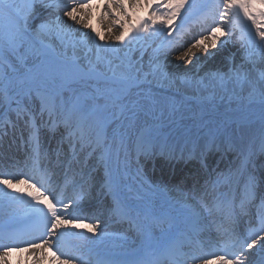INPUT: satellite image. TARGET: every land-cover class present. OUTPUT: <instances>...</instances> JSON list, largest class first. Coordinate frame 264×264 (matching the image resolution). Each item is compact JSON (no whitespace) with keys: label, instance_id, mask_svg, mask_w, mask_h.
Instances as JSON below:
<instances>
[{"label":"snow or ice","instance_id":"6c2138e0","mask_svg":"<svg viewBox=\"0 0 264 264\" xmlns=\"http://www.w3.org/2000/svg\"><path fill=\"white\" fill-rule=\"evenodd\" d=\"M92 7V0H0V105L5 115H15L10 125L5 121L0 137L9 126L13 134L18 128L22 136L27 133L23 167L11 157L0 158L7 169L0 172V204L11 210L0 224V239L19 237L21 220L14 213L26 206L25 219L39 221L44 229L41 242L29 244L34 257L37 249H54L68 234L90 233L86 239H97L100 217L108 215L146 233L150 245L159 243L155 229L169 226L167 251L174 264H264V200L257 210H246L256 188L255 177L247 172L251 149L229 142L224 151L236 153L235 171L217 167L194 177L189 195L167 208L147 196L163 189L145 179L142 164L157 156L175 158L168 138L175 109L170 112L156 102V85L161 90L165 84L182 85L194 94L231 92L249 102L258 100L264 108V72L255 79L250 72L257 62L264 64V0H104L103 31L90 22ZM194 18L204 25L200 38L186 48L173 43L174 33ZM67 21L81 26L75 29L78 38H67ZM163 33L169 42L153 47ZM237 42L239 48L224 58L223 68L204 71L206 65L196 63L202 59L197 50L207 60ZM180 48L176 59L189 67L170 73L168 57ZM42 132L58 134L55 148L44 147ZM222 146L210 130L202 145L187 150V159L209 169L208 154ZM237 177L244 179L239 213L232 187ZM221 186L228 190L219 191ZM133 187L137 194L129 199L125 190ZM94 189L102 200L92 210L85 199ZM245 216L247 221L239 223ZM205 238L225 254L211 261L196 256ZM11 251L7 246L0 250V264H10ZM44 259L41 254L32 264ZM51 259L76 264L55 252ZM95 259L96 264H148L142 257L101 253Z\"/></svg>","mask_w":264,"mask_h":264},{"label":"bare ground","instance_id":"6f19581e","mask_svg":"<svg viewBox=\"0 0 264 264\" xmlns=\"http://www.w3.org/2000/svg\"><path fill=\"white\" fill-rule=\"evenodd\" d=\"M84 2V0H82ZM209 2H215V0H209ZM93 7L91 9V23L93 24L94 27L99 28L101 31L104 30V23L105 21L100 20L101 13L103 11L104 7V0H92ZM222 7V5H221ZM139 15H144L142 11L138 13ZM66 19V18H64ZM68 25L71 26V30L68 33L67 38L68 39H74L78 38V34L74 35L75 29L80 28V25L73 24L71 21H67ZM197 18H194L193 20L190 21V26H186L183 29H181L179 34L173 35L172 42L173 43H180L183 44L184 47L186 48L188 43L192 41V39H195L196 37H190L189 34L193 35L190 31H195L198 34H200L203 30L197 27L195 24H197ZM245 23V21H244ZM240 35L239 29H236V37ZM185 36L190 37V40L184 39ZM152 42H156L157 46L168 43V38H167V33L164 35H161L160 38H155ZM237 48H239V43L237 42L235 45L229 44L227 45L224 49H222L214 58H209L207 60H204V53L203 51L197 50V56H200L202 59L199 61H196L197 64H204L206 67L204 68V71H215L216 68H223L224 67V58L229 55L230 52H236ZM184 50V48H180ZM179 49V50H180ZM182 50H180L182 52ZM212 51H216L213 49ZM179 53V52H177ZM176 53V54H177ZM176 54L171 53L168 57V71L170 73H181L184 71L185 68L189 67V65L185 62L179 61L176 59L177 56ZM236 63L239 64V54L236 60ZM3 72L4 70H0V78L3 77ZM251 76L252 78H257L261 72H264V64H261L257 62L254 67H251L250 69ZM203 74V73H201ZM159 86V85H157ZM164 88H169L170 86L165 84L163 86ZM170 88H176L187 97L192 98L193 100L198 103L199 106V112L200 115L202 116L204 114L211 113V111H215L221 114H225L232 119H236L240 122L239 124V131L237 134V138L230 137L229 142L235 147V148H242L245 151L248 149L252 150V155L251 158L254 159L253 163L250 164L249 167H252L255 169V172H252L253 176L255 177L256 180V188L254 190L253 194V199L251 203L248 205V208L246 210L248 211H255L259 208L262 200H264V193L262 192V182L259 179V176L257 177L258 171H261L264 173V151H261V158H259V150L257 149V144L259 142V133L262 130V127L264 126V111L260 113H250L247 112L249 108H243L235 104H226L224 103L225 107H222L220 109L218 108H212L211 106H208L207 104L203 103L202 100L198 97V93H193L191 88H186L185 86L178 85V86H173ZM157 95V94H156ZM208 95V94H207ZM162 96V97H161ZM226 96L234 97L231 92L226 93ZM155 97V96H154ZM164 98H166L163 95H160V97H155L156 102L162 106L164 102ZM15 119L14 113L11 115H5L3 111V106L0 105V129H4L5 121L7 120L9 122V125L12 120ZM8 134L5 136L0 137V157H11L15 160L20 161V163H23L24 161V153L26 152V146L24 143V139L27 136V133H24V135H21V132L19 128L16 130L15 134H13L11 127L9 126L7 129ZM41 138H48L50 140V147L54 148L56 146V143L54 144V136L51 135V133L48 132H42L41 133ZM178 136H174L172 139H169V143L174 147V146H182V147H174L176 149L175 151V158L171 157H160L157 156L154 159H148L150 162H153L158 168L161 167V163L166 162L169 164L168 168L170 172L176 177L175 171H176V160L180 158L181 156V149H184V160H187V150L192 147V145L199 144L202 145L206 140L200 139L197 140V142H191L188 143L189 140L183 141L180 140V142H176ZM229 142L224 139L222 143V147L220 151H215L211 153L212 156L218 157L220 155V158L225 156L226 154L229 153H234V151H224L225 147L229 146ZM45 148H48L45 146ZM258 155V156H257ZM192 163L191 165H186L184 163H177L181 169L178 171L179 175L177 176L178 179L180 180L181 183L186 185V181L189 180L188 177L190 175L196 176L197 178L199 177H204L206 172L205 170H201L199 167V163L197 161H189ZM1 164V163H0ZM23 165V164H22ZM233 165V164H232ZM257 165V168H256ZM209 168H214L217 169V167L221 170V166L218 164H214V161L211 159L209 160ZM3 165L0 166V172L1 169L3 171L5 170L2 168ZM259 168V169H258ZM207 170V169H206ZM25 171H28V168L26 167ZM200 171H203L202 174ZM71 173L69 174V178L71 179ZM171 181H174L172 177H170ZM189 183V182H187ZM200 183H203V180H200ZM235 185L237 186L236 189V194L233 192V196L235 197L234 201V211L236 213L240 212V202L241 199L244 198V179H239L235 182ZM239 186H242V188H239ZM163 190L157 193H151L149 195L147 192V196L150 197L154 202H156L159 206H162L164 208L169 207L171 204L174 203L175 200L179 199L181 196H187L184 194H181V192L176 191L175 194L169 193L168 188L166 190L162 188ZM98 191V190H97ZM94 192V194L97 193ZM125 195L129 197V199H132L136 196V194L132 192H128L127 189L125 190ZM85 203L88 207L92 205V200L88 196H86ZM11 210H6L3 204H0V224L4 222L5 219H7V213ZM225 212L228 210L225 209ZM28 208L26 206H20L17 209H15V215H17L20 220L24 219L28 215ZM106 218H109L108 215L101 216L100 219L102 221L101 223V232L98 235V238L95 240H89L86 239V236H91L90 233H84V234H68L65 235V237L61 238L59 241L64 240L68 242L71 246H74L77 248L79 254L77 252H73L71 250L69 251H56V248H48L45 247L43 250L37 249L35 252V257L33 256L32 249L29 247V244H37L40 243L41 240L34 242L28 240L30 237H25L21 240L19 239H14L12 241L8 240H3L0 239V250L3 249V247L7 246L12 248L11 253H9L8 260L10 264H32V261L34 258L39 257L41 254L45 257L43 261H41V264H56L54 260L51 259L52 252H55L57 256H60L61 259H75L76 264H85L82 262L80 259L85 258L86 256L93 254L95 255L96 253H101L103 255L107 256H117L122 259H127V260H134L137 257H142L148 264H160L163 262H170L172 263L173 258L168 254L167 251V233L171 231L172 229L169 228V226L165 225L163 229L157 228L155 229L153 233L154 239L158 240V244H149L148 239L146 238V233L139 231L138 229L135 228V226H132L131 228L129 227L128 223L126 222H121V224H126V227L131 230L132 237L129 239L122 238L117 236L115 233H108L106 232L105 228H102V224L107 220ZM248 219L247 216L243 217L242 220H239L238 222L243 224L246 222ZM89 222V221H88ZM113 223V221H112ZM112 223H109V225H112ZM31 237H34L33 234H31ZM58 244V243H57ZM67 244V243H66ZM68 246V245H67ZM58 247V245H57ZM18 248H24L26 249L25 251H17ZM60 249V247H58ZM203 248V249H202ZM207 249V250H206ZM194 253L196 256L202 258V259H208V260H213V258L217 255H224L225 253L221 251L217 246L215 247H205L201 246L195 251ZM79 255V256H78ZM89 261H87L88 263ZM91 264H96V260H92ZM173 264V263H172ZM187 264H199V260L193 262L191 260L187 261Z\"/></svg>","mask_w":264,"mask_h":264},{"label":"rangeland","instance_id":"374dc122","mask_svg":"<svg viewBox=\"0 0 264 264\" xmlns=\"http://www.w3.org/2000/svg\"><path fill=\"white\" fill-rule=\"evenodd\" d=\"M246 24L250 25L251 22L250 21H245ZM264 23V22H262ZM264 30V29H262ZM252 31H255V28H252ZM165 33L161 34L164 35ZM161 35H159L157 38H160ZM195 38V39H199ZM194 39V40H195ZM71 40V39H69ZM194 40L190 41L188 44L192 43ZM152 46L156 47L157 44L156 42H152ZM252 49L254 51H256L255 45H252ZM182 50V49H180ZM175 51L173 52V54H176V56L178 54H180L181 51ZM183 51V50H182ZM138 55V53H137ZM1 70V69H0ZM1 76V75H0ZM157 94V95H156ZM208 94V95H207ZM160 95L165 96L166 98H164V102L162 103V107H168L169 111L171 112V110L174 108L175 111L174 113H172V119L175 121V123L173 124L172 128L169 131V139H172L174 136H178L176 142H180V140L186 141L189 140L188 143L190 142H197V140L200 139H207L209 131L211 130L212 132L215 133L216 135V139L218 143H223L224 139H226L229 142V138L232 137H236L239 131V124L240 122L236 119H232L231 117L225 115V114H221L215 111H211V113H206L202 116L200 115L199 112V106L198 103H196L195 100H193L192 98L187 97V95H185L184 93H182L181 91H179L176 88H164L161 90L160 86H155L154 87V96L155 97H160ZM246 95V93H245ZM162 97V96H161ZM198 97L202 100L203 103L207 104L208 106H211L212 108H222L225 107L227 105L226 104H235L237 103V105H239L240 107L243 108H249L247 110V112L250 113H260L262 111H264V108H262V106L260 105V103L258 102V100L256 102H249L247 99H242L239 97H230V96H226L225 93H216V94H210L209 92H203V93H198ZM228 107V106H227ZM237 138V137H236ZM259 142L257 144V149L259 150V158L262 159L263 156H261V144L264 143V126L262 127V130L259 133ZM258 156V155H257ZM225 157V156H224ZM218 161L220 160V157H217ZM236 157L234 156H229L224 158V171H227L228 169H232L233 171H235L236 167L228 166L227 162H233V160H235ZM254 159L250 158V161L248 163V168H247V172L251 173L255 172V169H253L252 167H249L250 164H254L253 163ZM229 162V163H230ZM182 163L186 164L185 161L182 160ZM234 165H237V160L236 162H233ZM236 163V164H235ZM257 168V165H256ZM259 169V168H258ZM223 171V170H221ZM144 174H145V178L149 179L151 181H154L158 186H160L161 188H164L166 190V188H168L167 191L168 194L169 193H176V189L171 187L167 182H165V179H160V178H155L152 176H146L148 175L147 172L144 170ZM253 175V174H252ZM260 177V179L263 182V187L262 192H264V173L261 171H258L257 173V177ZM239 177H237L235 180H237ZM135 182H133L134 184ZM163 184H165L166 186H163ZM96 190V189H95ZM128 191V190H127ZM146 192V190H143ZM129 192V191H128ZM134 194L136 193L135 187L132 188V191H130ZM149 195H151V193H148ZM184 195H186L185 193H182ZM94 198H97L96 196H94ZM100 197L98 198V202H100ZM116 231V230H115ZM118 233H120V231H116ZM121 234V233H120Z\"/></svg>","mask_w":264,"mask_h":264}]
</instances>
